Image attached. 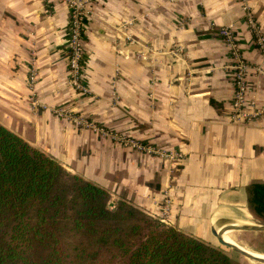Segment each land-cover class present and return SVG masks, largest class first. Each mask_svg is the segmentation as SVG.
Segmentation results:
<instances>
[{
	"label": "crops",
	"instance_id": "obj_1",
	"mask_svg": "<svg viewBox=\"0 0 264 264\" xmlns=\"http://www.w3.org/2000/svg\"><path fill=\"white\" fill-rule=\"evenodd\" d=\"M91 7L82 33L87 95L75 92V104L94 129L54 114L72 94L69 15L56 0H0V124L112 200L210 245L212 232L257 226L247 188L264 183V114L237 120L231 106L237 60L248 68L246 109L264 106V0Z\"/></svg>",
	"mask_w": 264,
	"mask_h": 264
},
{
	"label": "trees",
	"instance_id": "obj_2",
	"mask_svg": "<svg viewBox=\"0 0 264 264\" xmlns=\"http://www.w3.org/2000/svg\"><path fill=\"white\" fill-rule=\"evenodd\" d=\"M247 204L264 220V183L248 186ZM0 264L232 261L220 248L129 201L112 200L106 190L67 171L0 124Z\"/></svg>",
	"mask_w": 264,
	"mask_h": 264
},
{
	"label": "rangeland",
	"instance_id": "obj_3",
	"mask_svg": "<svg viewBox=\"0 0 264 264\" xmlns=\"http://www.w3.org/2000/svg\"><path fill=\"white\" fill-rule=\"evenodd\" d=\"M60 4L64 6L65 11L69 15L71 12H74L76 19L78 20L79 17H83L82 20V26L84 29V24L86 21V18H88L92 13V1L93 0H56ZM252 21L255 17H249ZM253 29H256V25L254 22H252ZM74 48L70 49V43H68L67 50H66V56H67V67H68V73H67V89L72 92L70 96L65 98V101L58 105L53 107L54 114L59 119H65L67 121H70L74 125L78 127H85V128H93V125L88 122V120L82 115V112L78 111V108L75 104V96L77 95L75 92L79 94H85L87 95L86 87L83 84V75H80L78 78V73L76 70L78 68L71 67V52L70 50H73L74 52H77L78 48L83 50V41L78 39L76 41V44L73 45ZM80 52V51H79ZM35 74L33 71H30V81H29V87L30 90H34V85L36 84L35 81ZM31 77L34 78L31 80ZM34 94V93H33ZM76 94V95H75ZM35 96L33 95L31 98L33 99ZM157 155L156 153H150ZM257 225L264 226V220H258L254 221ZM228 233V234H227ZM223 236L229 240L233 245L241 247L242 249L253 252L259 255L264 256V232H232L228 231L223 233ZM215 248H220L232 261V264H260L252 260H248L245 257L241 256L240 254L232 251L231 249H227L224 247H221L217 242H215V245H211Z\"/></svg>",
	"mask_w": 264,
	"mask_h": 264
},
{
	"label": "built area",
	"instance_id": "obj_4",
	"mask_svg": "<svg viewBox=\"0 0 264 264\" xmlns=\"http://www.w3.org/2000/svg\"><path fill=\"white\" fill-rule=\"evenodd\" d=\"M70 17V23H69V43H70V49H73L76 44V41L78 39L82 40V33H83V26H82V20L83 17H79L78 20L76 19L77 17L75 16L74 12H71L69 14ZM219 35L226 41V43L232 48L234 47V38L232 36V33L230 32V29L228 28H223L220 30ZM71 52V67L78 68L76 72L78 73V78L80 75H82V59H83V50L78 48L77 52H74L73 50H70ZM80 51V52H79ZM233 76H232V82L234 86V93H233V101H232V118L234 119H239V116L242 118L250 119L254 118L256 116H261L264 114V106L256 111L255 113H252L246 109V93H247V84H246V73H247V66L241 61L237 60L236 65L233 68ZM31 80L33 78L31 77ZM252 113V114H251ZM131 144L141 150L147 151L148 153H156L158 154L157 151H155L152 148L146 147L143 148L136 143L131 141ZM160 153V152H159ZM163 156H166L163 154ZM176 158H181V156L176 155Z\"/></svg>",
	"mask_w": 264,
	"mask_h": 264
},
{
	"label": "water",
	"instance_id": "obj_5",
	"mask_svg": "<svg viewBox=\"0 0 264 264\" xmlns=\"http://www.w3.org/2000/svg\"><path fill=\"white\" fill-rule=\"evenodd\" d=\"M233 230H234V232H264V226H262V225H257V226H240V227L234 228ZM212 233L216 237L217 242H218V244L221 247H224V248H227V249H231L232 251L240 254L241 256L245 257L248 260H252V261H255L257 263L264 264V259L263 258L254 256V255L246 252L245 250L234 248L233 247V244H229L228 242H225L222 239V234L224 232H221L219 234H217L216 232H212Z\"/></svg>",
	"mask_w": 264,
	"mask_h": 264
},
{
	"label": "bare ground",
	"instance_id": "obj_6",
	"mask_svg": "<svg viewBox=\"0 0 264 264\" xmlns=\"http://www.w3.org/2000/svg\"><path fill=\"white\" fill-rule=\"evenodd\" d=\"M237 226H242V225H248V224H238L236 223ZM222 239L225 241V242H228L229 244H232L229 240H227L223 235H222ZM234 248H237V249H242L241 247H238V246H235L233 245ZM244 250V249H242ZM246 251V250H245ZM254 256H257V257H260V258H263L264 259V256L263 255H259V254H256V253H253V252H249V251H246Z\"/></svg>",
	"mask_w": 264,
	"mask_h": 264
}]
</instances>
